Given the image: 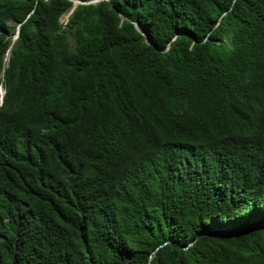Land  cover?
I'll return each mask as SVG.
<instances>
[{
    "label": "trees",
    "instance_id": "1",
    "mask_svg": "<svg viewBox=\"0 0 264 264\" xmlns=\"http://www.w3.org/2000/svg\"><path fill=\"white\" fill-rule=\"evenodd\" d=\"M1 71L0 264H264V0H0Z\"/></svg>",
    "mask_w": 264,
    "mask_h": 264
},
{
    "label": "clouds",
    "instance_id": "2",
    "mask_svg": "<svg viewBox=\"0 0 264 264\" xmlns=\"http://www.w3.org/2000/svg\"><path fill=\"white\" fill-rule=\"evenodd\" d=\"M71 9H72V8H71ZM71 9H70V10H71ZM69 12H70V11H69ZM68 14H69V13H68ZM69 15H70V14H69ZM17 34H18V32L16 31V33L13 34V36H14V35L17 36ZM16 36H14L13 41L15 40ZM10 48H11V46L9 47V49L7 50V52H10ZM7 52L5 53V55L7 54ZM4 58H5V56H4ZM4 62H5V61H4ZM7 62H8V61H7ZM7 62L5 63V65L7 64ZM3 82H4L3 71H1V72H0V107L2 106L3 98H4V95H5V87H4Z\"/></svg>",
    "mask_w": 264,
    "mask_h": 264
},
{
    "label": "rangeland",
    "instance_id": "3",
    "mask_svg": "<svg viewBox=\"0 0 264 264\" xmlns=\"http://www.w3.org/2000/svg\"><path fill=\"white\" fill-rule=\"evenodd\" d=\"M76 3H78V1H74V5L76 4ZM73 8V7H72ZM69 14H70V12H68ZM68 13H66V14H63L62 16H61V18H60V22L64 25L66 22H67V20H68ZM14 36H16V35H14ZM14 36L12 35V41H13V39H14ZM10 54V52H7V54L5 55V58H4V61H5V63L8 61V59H9V55ZM9 55V56H8Z\"/></svg>",
    "mask_w": 264,
    "mask_h": 264
},
{
    "label": "water",
    "instance_id": "4",
    "mask_svg": "<svg viewBox=\"0 0 264 264\" xmlns=\"http://www.w3.org/2000/svg\"><path fill=\"white\" fill-rule=\"evenodd\" d=\"M73 8L70 10V13L72 12ZM69 15V14H68ZM139 29V28H138Z\"/></svg>",
    "mask_w": 264,
    "mask_h": 264
},
{
    "label": "bare ground",
    "instance_id": "5",
    "mask_svg": "<svg viewBox=\"0 0 264 264\" xmlns=\"http://www.w3.org/2000/svg\"><path fill=\"white\" fill-rule=\"evenodd\" d=\"M9 55H10V54H9ZM9 55H8V56H9Z\"/></svg>",
    "mask_w": 264,
    "mask_h": 264
}]
</instances>
